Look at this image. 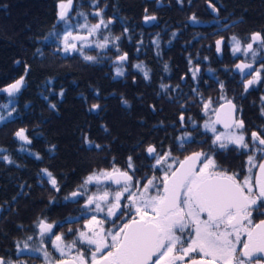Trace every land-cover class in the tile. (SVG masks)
<instances>
[{"label":"trees","instance_id":"obj_1","mask_svg":"<svg viewBox=\"0 0 264 264\" xmlns=\"http://www.w3.org/2000/svg\"><path fill=\"white\" fill-rule=\"evenodd\" d=\"M61 1L0 0V89L22 81L18 94L0 93V205H4L0 254L13 242L11 218L19 220L17 226L32 220L33 227L48 216L64 218L69 213L59 212L62 208L72 211L65 205L73 192L92 193L95 173L134 166L137 148L144 146L141 140L150 143L160 125L154 119L171 112L165 110L170 103L183 106L200 80L223 83L215 86L219 101L238 97L231 94L233 82L243 84L248 78L219 70L226 63L220 61L212 42L236 38L240 33L234 23L239 19L249 24L243 42L251 32L262 35L255 64L262 65L264 75V0H163L166 5L157 9L154 0H74L88 17L82 18L83 23L90 21V14L112 22L104 23V45L82 48L74 56L65 55L57 44L56 31L62 22L56 24V13ZM145 9L157 10L158 24L151 28L141 26ZM86 36L77 42L88 41ZM108 43L111 47L105 53ZM198 45L203 49L197 50ZM125 49L140 52L132 53L131 61L127 54L120 55H126L127 76L108 65ZM134 65L142 68L133 71ZM241 88L245 92L240 97H249V90ZM175 113L165 122L176 123ZM144 114L154 120L149 127L144 126ZM244 121L264 131L260 116L245 112ZM19 130L27 143L15 138ZM213 156L217 164L219 154ZM223 162L230 168L227 172L239 178L244 175L243 157L228 152ZM234 162L240 166H228ZM39 180L44 185L35 199L33 188ZM60 200L65 205H58Z\"/></svg>","mask_w":264,"mask_h":264},{"label":"flooded vegetation","instance_id":"obj_2","mask_svg":"<svg viewBox=\"0 0 264 264\" xmlns=\"http://www.w3.org/2000/svg\"><path fill=\"white\" fill-rule=\"evenodd\" d=\"M207 6L213 14L216 13L215 8ZM142 19L140 22L143 28H151L156 23L155 21L154 25L145 27ZM223 38H218V45L225 41ZM220 49L222 45L219 46ZM218 52L216 50V54ZM122 58L126 62V55ZM238 62H241V59ZM234 67L231 72L238 78L245 74L239 72V69L234 71ZM223 68L224 66L218 69ZM254 68L255 63L252 62L251 69ZM197 69L200 70L201 67ZM184 82L180 84L183 85ZM219 83L214 85L222 87L223 83ZM233 84L235 88L231 94L238 97L219 101L218 92L212 101L216 107L210 111H214L217 118L220 106L226 105L229 108V105H233V125L223 127L217 121L218 128L223 131L236 128L243 133L249 148L255 147L264 151V131L257 128V125L249 127L244 121V113L248 112L250 103L257 107L256 102L264 99L240 97L245 92L241 91V87H246V83L242 84L237 80ZM187 100L183 103L186 104ZM198 100L209 102L206 97ZM197 109L198 106L195 110ZM194 113L195 111L183 110L179 117L181 125L174 123L173 128L169 130V137L161 138L160 142L156 141V137L160 135V131L156 130L150 143L137 148L138 157L134 166L130 164L111 169L99 181H94L96 186H93L90 194L80 190L73 192L67 203L73 209L64 218L53 219L54 216H48L47 220H41L40 227H33V222L29 219L17 226L19 220L11 218L14 223L11 228L13 242L8 245L6 252L0 254V264H264V257L248 259L243 256L248 230L242 236L234 227L245 220L242 211L248 207L250 198L253 204L245 214L252 220L259 216L261 221L264 220V192L260 180L264 155L258 162H253L255 165L246 166L244 163V167H249L246 169L245 180H240L231 171H224L230 169L223 165L226 142L210 137L203 130L201 120H190L195 118L192 116ZM256 115L264 121V106L256 110ZM210 141L215 144H210ZM215 145L220 153L217 164L212 162V156L209 155V147ZM232 149L236 151L235 154H243V159L246 158L243 147L235 146ZM255 155L257 156L258 152H255ZM186 162H191L192 167L179 185L178 180L170 182V178ZM112 173L123 174L124 180L113 178L104 181V178ZM208 173L212 174L211 176H227L232 179L242 191L247 205L242 208L239 202L230 203L233 197L227 203L214 200L225 192L230 195L233 187L222 186V183L216 184L218 187H203L204 181L210 177ZM246 180L247 186L244 185ZM219 191L222 194H219ZM228 197L230 196H227L226 200ZM62 201H58V205H63ZM3 209L2 204L0 219L4 216ZM91 221H96L101 226L97 229L88 228L87 223ZM253 226L254 224H251L249 227ZM34 230L36 234L32 235ZM40 231L42 246L41 251H37L32 248L33 239ZM146 231L154 237L150 247L146 241L149 238ZM201 232L223 235L224 240L232 244L228 261L221 262L204 250L197 241ZM57 234L61 235L64 242L61 248L53 247L50 241Z\"/></svg>","mask_w":264,"mask_h":264},{"label":"rangeland","instance_id":"obj_3","mask_svg":"<svg viewBox=\"0 0 264 264\" xmlns=\"http://www.w3.org/2000/svg\"><path fill=\"white\" fill-rule=\"evenodd\" d=\"M70 1V0H63L61 2L58 3V7H57V13L56 15L58 16V14L64 10L66 3ZM163 0H154L153 3H156L157 6H155V9L157 8H161V6L163 4L166 5V3L162 2ZM72 9L70 14L65 17L64 19H62V24L60 26L57 27V31H56V35H57V44L60 48V50L62 49V51L66 54H68L69 56H74L75 53L77 52H81L82 48H84L85 50L88 49V46H99L101 47L102 45L105 44L106 41V36L104 34V23L106 22H110L109 18H105L104 16H100V15H92L89 16L90 21L83 23L81 20L82 18H86L88 19V17L86 16V12L84 9H80L77 8L76 3L74 2V0H72ZM239 4V3H238ZM76 7V9H74ZM150 11V9H149ZM147 9H145L143 16L146 15H152L155 17V25L158 24V14H157V10L156 13L154 12H149ZM155 11V10H153ZM142 19V18H141ZM242 19L237 20L234 23V27H236V33L239 32L240 34H235L234 37L236 38H223L225 41L220 43V45L217 46L218 39H215L212 43L214 44V48L218 47V54L217 56L220 57V61H225L226 62V66H224V68L229 72L232 71V68L234 66H236L237 64H239V69H241L239 72H241L242 74H244V76H247V81L246 83V89L250 90L249 93V97L247 98H254V97H261L262 99H264V75L262 73V65H256L255 64V68L252 70H249L252 68V62L255 59V61L253 63L256 62V57L258 55L259 52V48L262 46L263 43V39H262V35L258 32H251L249 33V37L247 38V40L245 42H243V36L245 35L246 31L245 29L247 28V26L249 25L248 22H244ZM112 23V22H110ZM100 30L98 33L97 31ZM117 30V29H116ZM97 33V34H96ZM87 34L88 36H86L88 41H80L81 39H83L84 35ZM99 35V38H95V36ZM73 37H78L80 40L77 42L78 39L74 40ZM141 37H145L144 35H141ZM221 38V37H220ZM90 40V41H89ZM223 41V40H222ZM89 42V43H87ZM261 44V45H259ZM185 45V44H184ZM200 45V44H199ZM199 48H196L197 46H195V48L198 50L200 48H202V46H199ZM222 45V49L219 50V46ZM138 46H140L138 44ZM194 45H191V47ZM111 47V43H108L107 47L105 49H103V51L105 53H107L106 51ZM59 48H55L56 50H59ZM203 49V48H202ZM84 50V51H85ZM123 53L127 54L128 56V60L131 61V54L135 53V55L139 54L140 52H133L130 49H125L124 52H119L117 57H120V55H122ZM172 55V54H171ZM227 56V58H225ZM116 57H114L113 59H115ZM112 59V60H113ZM241 59V62L237 61ZM112 60H110L108 62L109 66H116L114 68V70L116 72H124L125 75L127 76V71L124 69V67L126 68V62L125 60H121L119 62H113ZM243 61V62H242ZM245 62V63H244ZM111 63V65H110ZM142 68L140 65H134V67L132 68L133 71ZM197 75H200V72L197 71ZM135 79V78H134ZM133 79V80H134ZM246 80V77H244V81ZM210 81V80H209ZM183 82V81H182ZM211 82V81H210ZM198 83V88L194 87L195 91L190 93V95L188 96V100L186 101L187 103L184 104L183 106L180 107H175L176 105L174 103H170L171 106H168L165 108L166 111H170L168 113H164L162 116H160L157 119H154L155 122H160L159 127H156V130L160 131V135L158 137H156V141L160 142L161 138H168L169 137V130L172 129L173 127L170 126L172 124H174L175 122L172 123H166V120H169L171 118V115L173 114V112L175 113V109L179 108V112H176V117H177V125H181V123L179 122V117L181 112H183V110H191V111H195V113L192 115L195 118H191L190 120H201L203 123V130H205V132L207 134H209L210 137H215L216 139L220 140V141H224L226 142V144L224 145V151H226L223 155L228 154V152L230 154L235 153L236 151L234 149H232V146H238V147H243L246 151V158L244 160H246L244 163L246 166L253 164L254 161L258 162L259 160H261V157L264 155V151H261L258 148H249L247 146V141L246 139L243 137V133L239 132V130H237L236 128L232 129V130H221L220 128H218V123H217V118H216V114L214 113V111H210L211 108H214L216 106H214L212 104V102H202L199 101L198 99L202 98V97H206V98H210L209 100L212 101L216 95V89H215V85L213 83L215 82H211L209 83L206 79H202L200 80ZM251 88V89H250ZM243 89V88H241ZM19 91V90H18ZM18 91L16 94H18ZM141 91V90H140ZM186 91L183 89V94ZM168 104V103H167ZM256 104H258L257 107L253 106V103H250L249 107H248V112H251L253 116H257L256 115V110L259 109V107L264 106V101H258L256 102ZM198 106V109L195 110ZM134 115H131V119H133ZM138 117H140L138 115ZM144 119H145V125H148V127L152 124L151 122L154 120L152 119V117L150 116V114H144ZM136 121V118L134 119ZM250 123H252L250 121ZM256 123V122H255ZM218 130H217V128ZM147 129V127H146ZM155 130V131H156ZM149 131L150 128H149ZM152 132V131H151ZM15 134V133H14ZM153 138H149V140H152ZM155 139V138H154ZM144 138L141 140L140 144H146L143 142ZM148 140V139H147ZM210 143H214V141H210ZM215 144V143H214ZM147 145V144H146ZM209 151L211 152V156H212V162L214 161V156H217L218 154L220 155L219 151L217 150V146L215 145L214 147H209ZM255 152H258V155H255ZM236 157L242 158L243 154L239 155V154H235ZM235 165H228L231 168H237L238 166H240L238 164V162H234ZM238 164V165H237ZM246 169H249V167H245V173L244 175H242V177H238L240 180L241 179H247L246 176ZM224 171H227V169H224ZM108 173V172H107ZM105 174H100V173H95L94 176L92 177V181H99L101 179V177H103ZM209 176H211L212 174L208 173ZM249 177V174H248ZM42 185H44V183L39 180L36 184V190L33 188V198L37 199L40 195V189L42 188ZM244 185L247 186V180L246 182L244 181ZM44 189V186H43ZM37 202L38 201H34ZM147 203V202H146ZM152 203V202H151ZM253 204V200L250 198L248 205H247V201L246 204V210L244 209L242 211L243 215L242 217L245 218L244 221H241L240 224H235V228L238 229L241 232V235L243 236V234L248 230V232L251 230V228L249 227L251 224L256 225L258 222H260V216L255 218L254 220L249 219V217H247V215L245 214V211H249L250 210V206ZM65 205V204H64ZM67 207H72L70 205H65ZM73 209V207H72ZM71 210V209H70ZM70 210H67L65 208H62L59 212L60 215H63L64 213H69ZM35 214V213H33ZM77 224V223H76ZM101 225L98 224V222L95 221V223L88 222L87 223V227L91 228V229H97L99 228ZM40 227V225H39ZM77 228V227H76ZM250 228V229H249ZM41 235L42 232L40 231L38 233V235L35 236V238L33 239V247L37 249V251H41L40 246H42V240H41ZM50 241H52V245L53 247H57V248H61L62 245L64 246V242L61 239V235L57 234L53 239H50ZM77 241V239H76ZM197 241L204 247V250H206L208 253L214 255L216 258H218L221 262H226L228 261L229 257H228V253L229 251H232V244L231 243H227L224 240V236L223 235H211V234H206L205 232H201L199 233V236L197 238ZM36 246V247H34ZM246 246V243H245ZM61 252V251H60ZM41 255V254H40Z\"/></svg>","mask_w":264,"mask_h":264},{"label":"water","instance_id":"obj_4","mask_svg":"<svg viewBox=\"0 0 264 264\" xmlns=\"http://www.w3.org/2000/svg\"><path fill=\"white\" fill-rule=\"evenodd\" d=\"M72 0L68 1L65 5V8L63 11H61L58 16H57V20H56V24H59L62 19H64L65 17H67L72 9ZM142 23L145 27H150L152 25H154L155 20L154 17L152 15H146L143 19H142ZM74 39H78V37H73ZM218 46V44H217ZM216 50L218 51V47H216ZM121 60H124L122 57L115 59L113 62H119ZM239 64H237L236 68L234 67V71H236V69H239ZM241 70V69H239ZM22 85V81H16L14 82L12 85L2 88L0 89V93H5V94H9V95H15L17 93V91L19 90L20 86ZM229 108H227L226 105H222L219 107L218 109V117H217V121L223 126V127H229L232 126L234 123V106L233 105H229ZM15 138L21 142H28V139L25 138V133L23 130H19L16 134H15ZM192 164L191 162H186L184 165H182L179 170L176 172V174H174L171 178H170V182L174 181L176 182L178 180V185L179 182L181 181V179L185 176V174L191 169ZM113 178L119 179V180H124V176L121 173H112L110 175H108L107 177L104 178V181H110ZM122 178V179H120ZM260 180H261V185L263 188V192H264V166L262 168H260ZM118 181V180H117ZM218 183H222L223 185H229L231 186V188L233 189V191H230V195L225 192L222 196H218V198H215L214 200H218V201H222L224 203L229 202V200L233 197V199L230 201L233 202H239V206H244L245 205V201L243 199V195L240 191V188L234 184V182L227 178V177H220V176H213L211 178H207L204 183H203V187L204 186H209V187H214V185L218 184ZM216 187H218V185H216ZM215 187V188H216ZM230 188V190H231ZM219 194H222L221 191L218 192ZM230 196L227 198L226 197ZM222 212V209L220 210ZM130 233V232H129ZM146 234L148 235V240H146L149 243V247L153 245V241H154V237L153 234L150 232L146 231ZM243 254L244 256L248 257V258H253L256 256H260V257H264V221L258 222L256 225H254L252 227V229L249 231V233L246 236V246L244 247L243 250Z\"/></svg>","mask_w":264,"mask_h":264}]
</instances>
